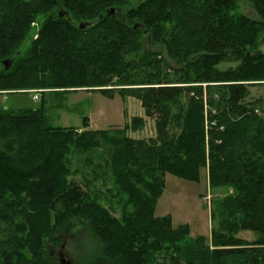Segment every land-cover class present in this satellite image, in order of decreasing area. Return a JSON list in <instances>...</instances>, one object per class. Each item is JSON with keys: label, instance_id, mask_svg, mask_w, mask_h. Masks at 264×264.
Instances as JSON below:
<instances>
[{"label": "trees", "instance_id": "obj_1", "mask_svg": "<svg viewBox=\"0 0 264 264\" xmlns=\"http://www.w3.org/2000/svg\"><path fill=\"white\" fill-rule=\"evenodd\" d=\"M237 1L0 0V64L11 61L0 91L40 97L0 106V264H54L45 240L72 217L98 238L90 264H264V101H245L264 80V0H244L259 18ZM79 87L138 99L155 136L54 125L47 91ZM101 141L120 216L65 177L69 144L82 152ZM206 166L209 188L223 189L211 200L210 245L154 214L165 173L197 181Z\"/></svg>", "mask_w": 264, "mask_h": 264}, {"label": "rangeland", "instance_id": "obj_2", "mask_svg": "<svg viewBox=\"0 0 264 264\" xmlns=\"http://www.w3.org/2000/svg\"><path fill=\"white\" fill-rule=\"evenodd\" d=\"M135 1L139 0H133ZM237 10L250 17L259 18L248 1H237ZM31 26L30 33L20 47L21 51H25L30 41L36 37L39 24L34 22ZM145 44L150 45L148 38L145 39ZM236 64V61L224 62L219 68L224 69ZM2 67L0 64V70ZM205 84L202 83V86L205 87ZM248 88L250 94L245 101L255 99L264 101V80L254 81ZM35 92L36 89H19L13 93L0 91V106L10 109L36 107L40 101L33 100ZM51 92L53 91H47L45 99H48L49 104H53L48 115L56 126L77 128L76 133L89 129H108L111 133H114V130H122L124 134L138 139L155 136L153 118L145 116L140 101L134 97H122L118 93L106 97L96 90L80 87L59 89L48 94ZM260 113L258 110V114ZM134 116H139L143 120L142 124L135 128L131 126ZM83 117H87L86 128L82 127ZM71 145L69 144L70 151L64 157L66 180L79 184L90 194L91 200L106 208L112 205L113 213L120 216L121 202L114 196L112 178L107 166L109 144L101 141L100 145L82 152ZM222 193L221 188H209L207 166L200 169L197 181L165 173L163 192L156 202L154 214L156 216L169 214L173 227L187 224L189 237L203 236L206 239L205 244L210 245L211 200ZM54 231L52 234L54 241L45 240L47 243H44L54 264H61L62 260L68 261L67 264L91 263L99 241L93 229L82 217H72L67 227L62 226ZM237 236L246 240L256 238L255 233L249 230L239 231Z\"/></svg>", "mask_w": 264, "mask_h": 264}, {"label": "water", "instance_id": "obj_3", "mask_svg": "<svg viewBox=\"0 0 264 264\" xmlns=\"http://www.w3.org/2000/svg\"><path fill=\"white\" fill-rule=\"evenodd\" d=\"M110 13H114V8H111V9H110V11L108 12V14H110ZM87 25H88V23L81 22V23L79 24V27H80V28H84V27L87 26ZM134 27H138V25L136 24ZM142 42H144V44H145V38H144V37L142 38ZM1 64L4 66L5 69H8L9 66L11 65V61H9L8 59H3V60L1 61ZM63 263H64V264H67L68 261L65 262V261L62 260V263H61V264H63Z\"/></svg>", "mask_w": 264, "mask_h": 264}, {"label": "built area", "instance_id": "obj_4", "mask_svg": "<svg viewBox=\"0 0 264 264\" xmlns=\"http://www.w3.org/2000/svg\"><path fill=\"white\" fill-rule=\"evenodd\" d=\"M37 99H39V94L35 92L33 95V100H37Z\"/></svg>", "mask_w": 264, "mask_h": 264}, {"label": "flooded vegetation", "instance_id": "obj_5", "mask_svg": "<svg viewBox=\"0 0 264 264\" xmlns=\"http://www.w3.org/2000/svg\"><path fill=\"white\" fill-rule=\"evenodd\" d=\"M60 253V252H59Z\"/></svg>", "mask_w": 264, "mask_h": 264}]
</instances>
